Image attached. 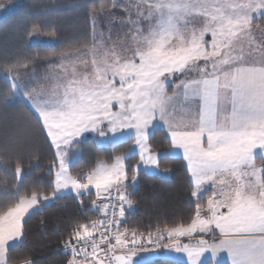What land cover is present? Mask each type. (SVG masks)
<instances>
[{"label": "snow or ice", "instance_id": "snow-or-ice-1", "mask_svg": "<svg viewBox=\"0 0 264 264\" xmlns=\"http://www.w3.org/2000/svg\"><path fill=\"white\" fill-rule=\"evenodd\" d=\"M135 9L119 41L109 44V31L100 42L63 54V75L52 78L50 86L28 88L13 78L12 89H24L28 107L55 145L58 168L52 192L21 195L0 211V264H8L9 243L23 238L26 215L65 189L77 198L94 189L92 208L103 214L90 226L78 224L63 242L71 253L66 264H104L101 253L109 264H133L145 237L137 230L129 237L119 227L124 205H133L125 183L128 150L111 163L98 161L86 175L70 172L68 154L85 132L112 133L123 142L134 140L138 163L155 165L148 143L154 122L182 152L192 197L199 198L205 184L212 192L206 206L195 205L190 222L150 231L147 241L155 243L166 233L175 250L186 254L187 264H200L205 252H211L212 264L221 252L227 254L223 264H264V166L255 163L257 150L264 158V39L257 44L253 38L256 32L264 37V27L253 26L255 20L264 23V0H140ZM92 25L95 38V15ZM88 55L90 68L87 59H79ZM70 57L84 70L78 71L77 59ZM181 77L169 94L168 85ZM15 173L21 176V167ZM131 179H137L135 168ZM216 232L211 243L180 240ZM97 233L99 240L93 239ZM118 249L127 251L117 254Z\"/></svg>", "mask_w": 264, "mask_h": 264}, {"label": "trees", "instance_id": "trees-1", "mask_svg": "<svg viewBox=\"0 0 264 264\" xmlns=\"http://www.w3.org/2000/svg\"><path fill=\"white\" fill-rule=\"evenodd\" d=\"M110 4L111 0H25L0 18V211L12 206L21 195H29L32 191L52 192L56 165L46 132L27 102L23 99L10 101L14 89L7 71L26 70V74L31 67H37L35 63L40 65L50 55L89 43L93 15L101 14ZM34 31L42 36L53 35L58 45L29 42ZM19 77L25 78L22 74ZM130 141L108 146H96L92 136L78 141L75 146L80 149L81 158L71 163V172L78 174V167L91 170L99 159L110 162L127 148ZM148 143L151 150L166 151L170 147V140L161 128L153 129ZM136 159V154L125 159L128 173L132 172L131 165ZM157 164L161 169H168L170 176L138 172L136 185L128 192L133 205L131 209L124 206L120 230H137L147 236L148 232L158 228L188 223L195 215V205L205 202L206 196L193 199V185L180 156H160ZM17 166L22 169L19 177L15 173ZM92 200V192L80 198L67 193L41 204L24 220L20 244L8 249V264L24 261L66 264L71 254L60 250L63 242L74 234L78 224L90 225L102 216L100 211L92 208ZM140 264L187 263L156 258Z\"/></svg>", "mask_w": 264, "mask_h": 264}, {"label": "rangeland", "instance_id": "rangeland-1", "mask_svg": "<svg viewBox=\"0 0 264 264\" xmlns=\"http://www.w3.org/2000/svg\"><path fill=\"white\" fill-rule=\"evenodd\" d=\"M24 1L25 0H3V1H0V4L5 5V7L0 8V18L4 17L8 13H11L15 9H17L20 5H22L24 3ZM139 2H140V0H111V4L109 5V7H107L101 14H98L97 16H95L96 22H97V35L95 36V38L93 37V25H92V20H91L92 34H91V40L89 43L81 44V45H78L77 47H75L73 49L61 51V52H58L56 54L50 55L44 61H42L40 63V65H37L35 63L34 66H37V67L36 68L31 67V69L26 74H24V71H26V70H24V71H18V70L7 71L9 78L11 79L12 82H13V78H16L17 83L25 84V85H27L28 88H32V87L38 86L40 84H44L45 86H50L51 83L55 82L52 78H54L56 76H62L63 75V68L59 67V65L61 64L60 57L63 54L74 52L76 49L83 48L85 45L91 46L93 43L100 42L102 39L108 37L109 31H111V40H109L108 43L111 44L113 42L119 41L123 37V34L126 31H128V29L124 26V22H126L128 20L130 12L135 13V10H136L135 5L138 4ZM132 18H135V17L133 16ZM257 25L264 27V23H262L261 21H259V20L253 21V26L256 27ZM253 38L257 44L261 41V39H264V37H262L259 32L254 33ZM208 39H210V37H208ZM29 42L39 43V44L45 43V44H49L52 46L58 45L57 39L53 35L52 36L51 35L50 36H42L36 31H34L29 36ZM73 59H77V58H75V57L69 58V60H73ZM79 59H87L89 61V68H90L91 55L82 56ZM79 59H77V70L83 71L84 70L83 65L79 63ZM64 63L67 64V63H69V61H65ZM21 74L24 75L25 78L19 77V76H21ZM12 75H19V76L16 77V76H12ZM45 76L49 77V79L48 80L43 79ZM180 79H182V77ZM169 85H172V89H173L175 86V80L172 81ZM23 91H24L23 88L14 89L13 95L10 97V101H14L17 99L25 100V98L23 96ZM157 123H159V122H154L153 124H156V126H157L158 125ZM152 125L149 126V128H148L149 130L151 129L150 127H152ZM122 131L127 133L128 130H122ZM88 136H92V138L94 140V144L96 146H108L109 144H115V143L123 141V139L118 134L109 133L106 137H100L98 133L92 132V131H88V132L83 133L81 135V137L77 138V141L84 140ZM48 140H49V143L52 146L54 153H55L56 165L54 167V172H53V180H54L55 170L58 168V160L56 158V147L54 144L51 143V140L49 137H48ZM75 148H77V149H75ZM126 150H128L126 153V158L131 156V155H134V154L137 155L136 161L133 163V165H131L132 172L128 173V180L125 182L128 186L127 192H129V190L132 189L136 185L137 179L135 181H132V179H131L133 176V168H135L136 175H138V172L141 169H144V170H142L144 173L155 174V175H159L162 177H169L170 176V171L168 169H161L158 166L157 163H158V159L160 156H157V162L155 165H145L142 163H138L139 162V151L135 147L133 139H131L127 148L124 151H122L121 153H125ZM151 151L154 154H158L159 152H162V151H157V150H151ZM121 153H119V154H121ZM119 154H117V155H119ZM80 158H81L80 149H78V146H73L69 150V154H68V161L67 162L69 164V168L71 166V163L76 162ZM100 160H102V159L95 161L92 169L96 166L97 162ZM104 162H106V161H104ZM106 163H111V161L106 162ZM76 170H77V173L84 174V175H86L87 172L90 171V170H87L85 168L80 169L79 167ZM70 172H71V170H70ZM72 174L75 175L74 172ZM89 192H92L94 198L96 197L94 189H91ZM67 193H73V192L71 191V189H65V190H62L61 192L56 193L55 196H62V195H65ZM87 193L88 192H86L84 194H87ZM200 195H203V194L200 193ZM193 198H194V200H197L196 197H193ZM205 203H206V201L202 205H206ZM124 206H128V205L125 204ZM124 230L125 229H123L122 231H124ZM129 232H132V231H129ZM104 264H106L105 261H104Z\"/></svg>", "mask_w": 264, "mask_h": 264}, {"label": "crops", "instance_id": "crops-1", "mask_svg": "<svg viewBox=\"0 0 264 264\" xmlns=\"http://www.w3.org/2000/svg\"><path fill=\"white\" fill-rule=\"evenodd\" d=\"M179 79L180 78L175 80V84L178 83ZM167 91L169 92V94L172 93V91H173L172 85H169L167 87ZM157 124H158L157 126H156V124H153L152 127H150L151 129L150 130L148 129L149 130L148 131V135L151 134V132L153 131L154 128L163 129L165 131L166 135H167L166 128L163 127L160 122L157 123ZM163 155L180 156L183 159L182 152L180 150L174 149L171 144H170V147L166 151H162V152H159L158 154H156V156H163ZM183 161H184V159H183ZM255 163H256L257 167L264 166V158H261V156L259 155V150H257V155L255 157ZM184 165L186 167V162L185 161H184ZM186 169H187V167H186ZM142 170H144V169H141L140 171H142ZM188 176H189V179L191 181V177H190V173L189 172H188ZM191 183H192V181H191ZM193 187H194V185H193ZM53 188H54V185H53ZM211 192H212V185L211 184H205L203 186L202 190H201V194H203V195H200L199 197L206 196L205 197V201L207 203V199L206 198H207V196H209L211 194ZM57 197H59V196H55L54 199L57 198ZM54 199H51V200L46 201V202H43L42 205L43 204H47V203L51 202ZM39 207H40V205L37 206L36 208H34L33 210H31L30 213L26 215L24 220L29 215H31L32 213L37 211L39 209ZM131 208L132 207H130V209ZM24 220L22 221V224H23ZM128 235L130 237L131 236V232L128 231ZM218 236H219L218 232H216L215 234L194 233L193 234L194 239L189 238V237H181L180 240H181L182 243H194L195 240L203 238V239L209 241V243H211L213 240L217 239ZM155 239H156L155 243H150L152 245V247L149 250L137 251L136 255L132 256L133 264H140L142 262L149 261V260L156 259V258H167V259H173V260H176V261H183V262L187 263L186 254L183 253V252H177L175 250V247L173 246L174 245V241L170 240L167 237L166 233L164 234V237L162 239H160V238H155ZM21 240L10 242L9 246H8V249L20 244ZM165 245H168V247H165ZM125 251H127V250L118 249L117 250V254H123ZM100 258L103 259L101 256H100ZM80 259L83 260L84 258L81 257ZM225 261H227V254L224 253V252L218 253L217 258H216V264H223V262H225ZM25 262H29V264H30V261H24V262L15 263V264H25ZM205 263L212 264L211 252H205L204 254H202L200 264H205Z\"/></svg>", "mask_w": 264, "mask_h": 264}, {"label": "built area", "instance_id": "built-area-1", "mask_svg": "<svg viewBox=\"0 0 264 264\" xmlns=\"http://www.w3.org/2000/svg\"><path fill=\"white\" fill-rule=\"evenodd\" d=\"M94 199H96V197H95ZM109 215H111V212L109 213ZM102 219H103V214H102V216H101V218H100L99 220H102ZM119 220H120V224H121V217H119ZM115 227H116V225L114 224V225H113V229H115ZM119 227H121V225H119ZM144 237H145V240H144L143 250H137V251H146V250H149V249L152 247V245L147 241V236L144 235ZM93 239H95V240H99V239H100L99 233H97V234L93 237ZM112 243H115V241L113 240ZM101 248L106 249V248H107V245H101ZM60 250H61L62 252H64V253L71 254L70 251H66V250L64 249L63 244H62V246L60 247ZM125 250H126V249H125ZM88 251L91 252V241H88ZM100 256L104 259V261L106 262V264H109L108 260L105 259L103 253H101Z\"/></svg>", "mask_w": 264, "mask_h": 264}]
</instances>
